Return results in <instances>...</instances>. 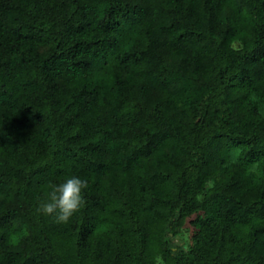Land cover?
I'll return each mask as SVG.
<instances>
[{"label": "trees", "instance_id": "obj_1", "mask_svg": "<svg viewBox=\"0 0 264 264\" xmlns=\"http://www.w3.org/2000/svg\"><path fill=\"white\" fill-rule=\"evenodd\" d=\"M157 262L264 264V0H0V264Z\"/></svg>", "mask_w": 264, "mask_h": 264}, {"label": "rangeland", "instance_id": "obj_2", "mask_svg": "<svg viewBox=\"0 0 264 264\" xmlns=\"http://www.w3.org/2000/svg\"><path fill=\"white\" fill-rule=\"evenodd\" d=\"M195 217V216H194ZM194 217L188 218L185 223L179 228L175 235L174 241L184 247L188 248L193 243V235L195 232V227L192 224L191 220ZM157 264H163L162 262H157Z\"/></svg>", "mask_w": 264, "mask_h": 264}]
</instances>
